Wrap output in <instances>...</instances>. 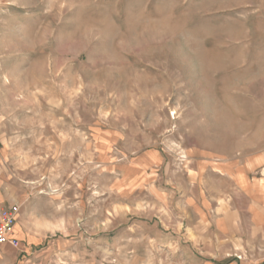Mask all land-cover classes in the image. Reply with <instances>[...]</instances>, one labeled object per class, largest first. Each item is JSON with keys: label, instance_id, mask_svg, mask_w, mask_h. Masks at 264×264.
<instances>
[{"label": "rangeland", "instance_id": "374dc122", "mask_svg": "<svg viewBox=\"0 0 264 264\" xmlns=\"http://www.w3.org/2000/svg\"><path fill=\"white\" fill-rule=\"evenodd\" d=\"M0 264H264V0H0Z\"/></svg>", "mask_w": 264, "mask_h": 264}, {"label": "built area", "instance_id": "2783aa9c", "mask_svg": "<svg viewBox=\"0 0 264 264\" xmlns=\"http://www.w3.org/2000/svg\"><path fill=\"white\" fill-rule=\"evenodd\" d=\"M18 207L15 205L0 207V248L9 246L20 247V242L12 236L16 222Z\"/></svg>", "mask_w": 264, "mask_h": 264}, {"label": "crops", "instance_id": "0c3cea01", "mask_svg": "<svg viewBox=\"0 0 264 264\" xmlns=\"http://www.w3.org/2000/svg\"><path fill=\"white\" fill-rule=\"evenodd\" d=\"M10 205H12V204H9L7 206H10ZM12 233H13L12 236L20 242L19 234H18V232H17V230L15 228H13V232Z\"/></svg>", "mask_w": 264, "mask_h": 264}]
</instances>
